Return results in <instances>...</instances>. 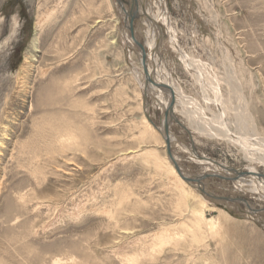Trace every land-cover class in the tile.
I'll use <instances>...</instances> for the list:
<instances>
[{
    "label": "rangeland",
    "instance_id": "obj_1",
    "mask_svg": "<svg viewBox=\"0 0 264 264\" xmlns=\"http://www.w3.org/2000/svg\"><path fill=\"white\" fill-rule=\"evenodd\" d=\"M165 5L178 51L161 20L159 55L186 129L171 122L173 157L188 177L231 180H203L207 194L175 182L167 93L149 88L114 0H0V264H264L258 181L191 160L264 174L257 146L195 130L220 129L217 115L231 138L264 140V0Z\"/></svg>",
    "mask_w": 264,
    "mask_h": 264
},
{
    "label": "bare ground",
    "instance_id": "obj_2",
    "mask_svg": "<svg viewBox=\"0 0 264 264\" xmlns=\"http://www.w3.org/2000/svg\"><path fill=\"white\" fill-rule=\"evenodd\" d=\"M138 0H134V3H136V11L134 12L133 10L131 11V10H129V11H127L125 8L124 9H121L122 10V13H123V17H124V19L126 20V25H125V31L126 30H128V33H129V35L128 36H130L129 38L131 39V40H129L130 41V43L134 46V47H136L138 50H140V51H142V52H144V65H145V67H146V70H147V78H148V81L150 82V86H152V87H149L150 89H154V90H156V91H158L157 89H159V92H165V93H167L166 95H167V99L169 100V92H168V88H167V85L170 83V84H172L171 82H169V80H167V75H166V72H163V69L165 68V65H164V63H161L160 61H157V58H156V56H155V54H154V47H155V43L157 42V39L159 38V35H160V31H159V29L158 28H156L155 26L153 27V26H149V24H150V22L148 21V19L146 18V17H143L142 16V18H140V21H141V26H143V23L145 24V27L143 26V33H144V37L146 38L145 39V41H146V47H147V49H148V51H149V53L147 54V53H145V51H144V47L141 45V44H139V42L137 41V39H136V37H135V32H134V29L132 28V23H131V21H133L134 19H138V17L139 16H141L142 15V12H141V9L138 7V6H140L141 4H143V3H141L140 5H138V2H137ZM160 1V6H159V4L158 3H156V4H154L153 2L151 3L150 2V6L152 5L153 7H151V8H155L156 10L154 11V9H151L149 6L147 7V5H146V7H145V5H144V8H145V13L153 20V21H156L157 23H159L161 20H162V24H166V26H167V28H168V31H169V34H170V37H171V45L173 46V48L175 47V50L177 49V44H176V40H175V35H174V31H173V29H171L172 27H170V24H169V15H168V12H167V7H166V0H159ZM143 2V1H142ZM144 4H146V3H144ZM148 5H149V3H148ZM157 9H159V10H157ZM160 13H161V15H162V17H161V15H160ZM154 25V24H153ZM150 27H152V29L150 28ZM141 29V28H140ZM139 31V30H138ZM176 34V33H175ZM142 35V34H141ZM129 43V44H130ZM146 49V48H145ZM146 49V50H147ZM138 50H136V51H138ZM177 51H178V49H177ZM140 53V52H139ZM151 53V54H150ZM182 54H183V52H182ZM151 55V56H150ZM186 57V56H185ZM190 58V57H189ZM188 58V59H189ZM188 61V60H187ZM263 61V60H262ZM159 62V63H158ZM191 62V61H190ZM192 63V62H191ZM195 64V63H194ZM188 66V65H187ZM196 69V68H195ZM196 72V71H195ZM232 72V71H231ZM154 73H155V75H154ZM197 74V73H196ZM199 74V73H198ZM201 74V73H200ZM203 80H205V79H203ZM206 85V84H205ZM171 86H173V85H171ZM202 86V85H201ZM218 86V85H217ZM217 88V87H216ZM149 89V90H150ZM213 89V88H212ZM148 90V94L149 95H151V93L153 92V91H149ZM172 90H173V92H174V94H175V96H177V99H176V101L178 102V100H179V96H181V94H180V91H179V89H176V88H174V87H172ZM215 93V92H214ZM161 96V95H160ZM164 96V95H163ZM162 96V97H163ZM154 97V96H153ZM157 97V96H156ZM155 97V98H156ZM152 98V97H151ZM158 98V97H157ZM161 98V97H160ZM160 98H158L159 100H161ZM176 98V97H175ZM203 98H206V97H203ZM207 99V98H206ZM161 102V101H160ZM190 102V101H189ZM161 112H163V110H164V108L167 106V104H168V102L166 103V102H164V101H162L161 102ZM165 104V105H164ZM183 104V103H182ZM187 104H189V103H187ZM220 104H222V103H220ZM175 107V106H174ZM227 108V107H226ZM183 109H186V105H183ZM206 109V108H205ZM174 110V109H173ZM185 111V110H184ZM186 114H187V112H186ZM251 115V114H250ZM193 117V116H192ZM195 117V116H194ZM193 117V118H194ZM246 117H249V116H246ZM244 118V117H243ZM242 118V119H243ZM197 119H198V117H197ZM216 119H217V121H218V124H219V126H220V129H221V127L223 126V124H222V119L220 118H218L217 117V115H216V117H215V121L214 122H217L216 121ZM241 119V118H240ZM193 122H195V121H193ZM246 122V121H245ZM251 122V121H250ZM210 123V122H209ZM195 124V123H194ZM162 125H163V121H162ZM238 126H239V124H237ZM236 126V125H235ZM237 126V127H238ZM196 128H195V130H198L201 134H204L205 133V135H206V133H207V136L209 135V133L207 132L209 129H210V131L209 132H211L210 133V135L209 136H211V134H213V136H217V137H220V138H222V139H228V140H232V142H234V143H236V145L237 146H239V148L241 147L242 149L244 148V150L245 149H255V146H257L260 150H259V152L261 153V155H259L258 153H257V155H259V156H261V163L264 165V140H262L261 138L260 139H257V138H250V137H256V136H258V134L255 132V130L252 128L251 129V131H252V135H249V137L247 138V139H244V140H241V139H233V138H231L230 136L232 135H230L229 133V135H227L226 133V131H227V127L226 126H223L222 127V130H220L219 128H217V127H212V125L211 126H207L206 128H204L203 126V128L200 126V125H196L195 126ZM234 127V126H233ZM243 127V126H242ZM213 129V130H212ZM240 129V128H239ZM242 129V128H241ZM162 130H163V126L161 127V129H160V133L162 134ZM245 130V129H244ZM247 130V129H246ZM245 130V131H246ZM224 132V133H223ZM226 132V133H225ZM170 133V132H169ZM244 134V133H243ZM208 136V137H209ZM235 136V135H234ZM246 136V135H245ZM169 137H170V135H169ZM206 137V136H205ZM236 138V137H235ZM251 139L253 140V139H255L256 141H257V143H252V144H250V141H251ZM170 142H171V147H172V144H173V141L171 140V137H170ZM255 151H256V149H255ZM258 151V150H257ZM244 152V151H243ZM251 152V151H250ZM254 153V152H253ZM256 153V152H255ZM251 155V154H250ZM249 155V156H250ZM254 155V154H253ZM247 156V155H246ZM254 157H256V156H254ZM192 158V159H191ZM191 160L193 161V162H197V163H199V164H201V165H207V164H211V165H213V167H216V169H218V170H220L222 173H227L228 175H229V171H233L232 173L234 174V176H235V180L236 179H238L239 177L241 178V177H245V178H251V179H254V180H256V181H258V185H257V187L256 186H254L253 187V191L255 192V193H260V191H262L263 192V194H264V178H262L263 176H259V174L258 173H255L256 171L254 170L253 172H250V169H248V173H246L247 174V176H245V175H243V173H241L243 176H240V173H239V170H232V169H230V170H227V169H225V167H224V165H222V164H219V163H217L216 161H214V160H209V159H205V161H202V159H199V158H196V156L195 155H191ZM249 158V157H248ZM250 159H252L251 157H250ZM256 159V158H255ZM206 160H209V161H206ZM253 162V161H252ZM260 163V164H261ZM168 169V168H167ZM169 169H170V173H171V175L174 177V179H175V182H177V184H178V186L180 187V188H182V187H184V182H182L183 180L178 176V174L176 173V171L173 169V167L171 168V167H169ZM219 171V172H220ZM183 172V171H182ZM183 174H185V173H183ZM209 174H213V173H209ZM218 174V173H217ZM186 176V175H185ZM230 176V175H229ZM232 176V175H231ZM230 176V177H231ZM223 177H226V175H224ZM226 179H230V178H228V177H226ZM225 180V179H224ZM231 180V179H230ZM244 180V179H243ZM243 180H241V181H238L237 183H241ZM236 183V185H237V187L238 188H240L239 186V184H237ZM192 187V186H191ZM197 187V186H196ZM253 191H250V194H253ZM261 197V196H260ZM263 198V197H262ZM260 200H262V199H260ZM249 209V208H248ZM254 211V210H253ZM256 213V212H255ZM257 213H260V212H257Z\"/></svg>",
    "mask_w": 264,
    "mask_h": 264
},
{
    "label": "water",
    "instance_id": "obj_3",
    "mask_svg": "<svg viewBox=\"0 0 264 264\" xmlns=\"http://www.w3.org/2000/svg\"><path fill=\"white\" fill-rule=\"evenodd\" d=\"M116 5L120 8V9H124L123 4L121 3L120 0H114ZM145 8H144V4H141V12H142V16L146 17L148 19V21L150 22V24L156 28L159 29L160 31V35L159 38L157 39V42L155 43V49H154V54L157 58V61H160L161 63H163L160 55H159V50H160V41H161V28L159 26V23H157L156 21H153L146 13H145ZM122 12V10H121ZM132 23V21H131ZM154 24V25H153ZM141 44V43H140ZM142 54V57L144 59V52L140 51ZM159 63V62H158ZM168 88V92H169V100H168V104L167 106L164 108L163 112H162V116H163V130H162V137L165 143V150H166V154L167 157L169 159V161L171 162V164L173 165L174 170L176 171V173L178 174V176L186 183H188L190 186H197V189H199V191L203 194H205L206 192L200 187V185L202 184V181L207 179V178H212V177H218L220 179H223V177L219 176V175H210V174H202L199 176H185L182 172V169L180 168V166L178 165V163L176 162L175 158L173 157V152H172V148H171V142H170V125L172 121H175L177 124H179L182 128H184L175 118L174 116V106H175V94L172 90V86L169 83L167 85ZM216 107L218 108V106L216 105ZM185 129V128H184ZM186 130V129H185ZM230 170V168L228 169ZM235 170V169H232ZM231 172V171H230ZM233 172V171H232ZM243 175L247 176L246 173H243ZM264 174H259V176H263ZM264 178V176L262 177ZM230 180V179H229ZM207 194V193H206ZM245 207L249 208V204L245 203ZM250 209V208H249Z\"/></svg>",
    "mask_w": 264,
    "mask_h": 264
},
{
    "label": "crops",
    "instance_id": "obj_4",
    "mask_svg": "<svg viewBox=\"0 0 264 264\" xmlns=\"http://www.w3.org/2000/svg\"><path fill=\"white\" fill-rule=\"evenodd\" d=\"M207 165H211V164H207ZM209 169H212V168H209ZM206 170H208V169H206ZM240 183V182H239Z\"/></svg>",
    "mask_w": 264,
    "mask_h": 264
}]
</instances>
